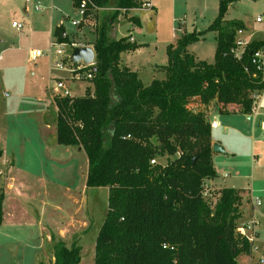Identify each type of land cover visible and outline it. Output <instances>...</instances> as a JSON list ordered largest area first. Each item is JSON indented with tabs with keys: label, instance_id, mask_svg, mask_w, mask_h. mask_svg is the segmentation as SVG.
I'll return each instance as SVG.
<instances>
[{
	"label": "trees",
	"instance_id": "16d2710c",
	"mask_svg": "<svg viewBox=\"0 0 264 264\" xmlns=\"http://www.w3.org/2000/svg\"><path fill=\"white\" fill-rule=\"evenodd\" d=\"M82 1L73 3L78 7ZM91 1L98 11L114 9L99 16L96 26L89 79L93 88L87 87L82 96L53 99L58 143L85 150L87 187H107L109 192L94 264H240L238 258L251 253L252 243L236 228L244 220L245 206L252 214L251 198L247 190L233 187L216 190L214 203L203 197L202 184L217 173L212 127L200 104L216 100L223 112L230 103L251 111L254 96L264 89L251 52L264 46V38L250 41L241 58L236 57V33L245 25L227 14L239 0H220L207 30L217 32L215 61L199 59L189 49L207 31L183 29L167 45L164 77L145 84L136 71L120 64L122 52L141 45L128 36H111L120 11L141 7L144 0ZM93 9L89 5L85 16ZM130 19L140 25L138 17ZM64 31L60 25L53 34L69 43ZM159 156L167 162L152 164ZM4 197L0 191V223ZM52 240V264H81L80 245Z\"/></svg>",
	"mask_w": 264,
	"mask_h": 264
},
{
	"label": "rangeland",
	"instance_id": "374dc122",
	"mask_svg": "<svg viewBox=\"0 0 264 264\" xmlns=\"http://www.w3.org/2000/svg\"><path fill=\"white\" fill-rule=\"evenodd\" d=\"M219 2L177 0L176 22L172 19L168 4L162 11L159 10L158 21L145 20V34L139 35L138 39L150 45L151 52L158 47L157 61L167 62L165 45L168 40L174 41L171 36L173 29L179 35L180 30L185 29L180 27L181 22H186L188 30L197 28V31H207L218 15ZM37 4L44 9L36 10ZM135 11H120L113 23L112 38H121L129 33V26L134 23L130 17L135 16ZM112 12L114 9H93L83 19L73 0H0V148L5 151L6 160L0 167V191L5 196L4 220L0 223V264H52L54 242L46 241L47 237L55 235L58 239L60 231L65 228L69 230L67 235L71 241L73 232L84 229L83 222H89L91 228L78 243L82 246V264H94L96 233L108 211L109 192L106 187H87L88 157L85 150L58 143L53 100V95H57L54 92L57 78H62L71 95L76 96L84 95L85 89L93 88V84L85 78L71 79L67 70L56 68V60L65 63L68 59L55 53L62 42L50 33L49 24L51 16L56 21L55 27L60 21L63 24L64 33L70 39L69 43L64 42L68 54L73 43L92 42L96 38L100 17ZM258 15L264 20V0H239L229 7L227 18L247 23L253 33L251 39H259L264 34V22L254 24ZM73 20H81L82 23L75 25ZM14 21L22 23L24 28L17 30L12 25ZM156 26L158 32L153 30ZM140 29L132 30L135 36ZM215 36V31H207L204 39L191 44L190 51L201 59L214 62ZM51 46L53 53H45L35 61L30 60L31 49L46 51ZM138 57L140 62L145 60L144 54ZM159 76L161 74L155 77ZM148 77L149 72H143V81ZM240 161L251 175L250 161L247 159V164L243 158ZM156 162L166 163L167 157L159 156ZM226 163L216 161L221 172L224 167L227 172L225 176L231 171L226 183L244 185L249 176L242 177V181L237 180L240 178L230 166L222 167ZM259 180L262 182L259 185L262 193L255 195L261 196L264 202V195H261L264 192V179ZM258 210H262V207ZM261 217L264 216L260 215L262 223ZM261 241L264 242V234L255 242L259 249L254 257L250 259L241 255L240 263L251 264L252 260V264H264V261H259V257L264 255Z\"/></svg>",
	"mask_w": 264,
	"mask_h": 264
},
{
	"label": "crops",
	"instance_id": "0c3cea01",
	"mask_svg": "<svg viewBox=\"0 0 264 264\" xmlns=\"http://www.w3.org/2000/svg\"><path fill=\"white\" fill-rule=\"evenodd\" d=\"M151 3H152L151 9H148V10L135 9L137 11L133 12V14L139 18L140 25H135L133 23L132 26H129V29H130L129 33L123 34L121 36V37H124L125 35H128V37H129L128 39L130 42H135V43H138L141 45L136 50L122 52L120 64L122 66L129 67L133 71H136L142 81H143V79H142L143 72H149V77L146 79V81H143V83H145V84L150 83L154 78H156L155 76H158L159 74H161V76H159L158 78H163L164 72L162 71L161 67L166 65L168 62V57H167V62L166 61H159L158 62L157 58H156V52H157L156 50L158 47H156V50H153L151 52L150 45H145L144 42H142L141 40L138 39L139 35L145 34V32H144V29H145L144 24L146 23L145 20L153 22V21H155V19H157V21H158L159 12L162 11V9H164V6H167L168 4H169L168 8H171L172 19L174 18L175 22L177 20V17H175V16H177L176 8H175V4L177 3V0H151ZM43 9H44V7L42 6V10ZM238 20H240V19H238ZM255 21H256V19H255ZM55 22L56 21H55L54 17L51 16L49 28H50V33L52 35H54L53 32L55 29ZM60 22L56 25V27L63 25ZM263 22H264V20H261L260 22L256 21V23H254V24L255 25H261ZM81 23H80V25H81ZM254 24H252V25H254ZM244 25H245V28H244L245 37L250 41L255 40V39H251V37H250V36H252L253 33L251 32L252 30L248 27V24L244 23ZM180 27H184L185 30L191 31V30H188L186 28V22H181ZM23 28H24V25H23ZM136 28H139V29L141 28L140 30L137 31V36H135L134 33L132 32V30L136 29ZM179 29H181V28H179ZM153 30H154V32L155 31L158 32L157 26ZM263 31H264V29H263ZM117 33H118V31H117ZM180 33H181V30H180ZM179 35L176 34L175 28H174L173 32L171 34L174 41L177 39V37ZM216 36H217V32H216ZM262 38H264V34L261 38H259L257 40H260ZM116 39H119V38H116ZM94 40H91L92 42H90V43H77V44H78V46L94 47V45H93ZM170 43H172V41L168 40L166 45H165L166 46V52H167V45ZM215 50H216V48H215ZM145 53H147L148 56ZM142 54L145 55V60L143 62H140L138 59L139 58L138 56H140ZM199 59H201V58H199ZM85 91H86V89H85ZM259 94H260V97L258 99V103H259L260 109H259L258 113H252L251 111L249 113H246L243 111L241 105L236 104V103L228 104L226 106L227 111L223 112L221 110V107H223V105L221 103H218L216 100H213L209 104H206V105L202 104V103L200 104V102L198 104H196V105L200 104L201 108H203L205 110V112L208 116V119L210 121V124L212 122L216 123V126L212 127V133H211L212 143L213 144L218 143L219 146H221L223 148V151H219V152L213 151V155H212L213 165H214V168L216 170L217 176L215 178L206 180L207 185L214 190H219V189L224 188V187H233V188H237V189H244V190L248 191L250 198L252 196H256L255 194L257 192L262 193V191L260 190L261 188L259 187V185H261L262 182L259 179H264V89ZM54 96L55 95H53V97ZM56 113H57V107H56ZM79 150H81V148H79ZM4 155H5V151L3 150V155L0 157V167L3 163H6V162H4V161H6L4 159ZM239 156H240V158H239ZM241 158H243V160L245 161V164H247V159L250 161L251 169H252L251 175L247 171H245L246 168L241 163V161H240ZM216 161H227V163L225 165H222V167L223 166H230L232 168V171L234 172V174L238 178H240L237 180L242 181V177L247 178L249 176V178H247L244 185H236V184L228 185L226 183V177L231 176L230 175L231 171L228 172V176H225V174L227 172L225 171L224 167H223V170L221 172L219 169L220 166L218 164H216ZM238 163L240 164V166H237ZM236 166H237V171H236ZM93 188L100 189L101 187H93ZM261 195H264V192ZM250 206H251V204H250ZM3 208H4V203H3ZM248 209H249V206L248 205L245 206V213L246 214H245L244 220L247 219L249 216ZM4 213H5V210H4ZM261 218H262V227L260 229V235H259L260 239H261L262 234H264V217H261ZM101 225H100V227H101ZM82 227L84 229L80 232L77 231L78 233L75 231V228L73 229V231H75V232H73L71 241L67 235V234H69L68 233L69 230L65 229V228L62 229L60 231V236H58V240H63L68 246H70L72 243L78 244L81 237L88 231L89 228H91V224L89 222H83ZM100 227L98 228V232H99ZM98 232L96 234H98ZM53 237H56V236L54 235ZM53 237H47L46 241H51ZM96 237H97V235H96ZM56 239H57V237H56ZM261 244H264V242L261 241ZM81 248H82V246H81ZM94 253H95V251H94ZM254 254H255V252H252V253L246 255V257H250V259H252V257H254ZM246 257L243 256V258H246ZM53 259H54V257H53ZM238 261H239V263L241 262V260L239 258H238ZM251 261L252 260H250V263L252 264ZM81 264H82V260H81ZM240 264H243V263H240Z\"/></svg>",
	"mask_w": 264,
	"mask_h": 264
},
{
	"label": "built area",
	"instance_id": "2783aa9c",
	"mask_svg": "<svg viewBox=\"0 0 264 264\" xmlns=\"http://www.w3.org/2000/svg\"><path fill=\"white\" fill-rule=\"evenodd\" d=\"M92 5L94 9L96 8V5L93 4L91 0H83L81 4L78 6L79 12L84 19L85 17V11L86 8ZM152 8L151 0H144V3L141 7L133 8V9H142V10H148ZM36 10H42V6L40 4L35 6ZM123 11H125L123 9ZM263 20V17L258 15L256 17V21L260 22ZM82 21L81 20H73V23L75 25H80ZM13 27H15L17 30L23 29V24L14 21L12 23ZM132 40V39H131ZM236 46L234 48V52L236 57L241 58L243 52L246 50L248 44L250 43V40H248L244 35V29L237 30L236 33ZM54 44V43H52ZM77 43H73L72 46H68L70 49L67 54V50L65 49V43H60L55 51L57 55H65L68 59V62L74 66L72 68L68 62L62 63L60 60L55 61L56 68H62L67 70L71 74V79H91L92 78V66L95 64V60L93 63L85 64L84 62H78L73 63L70 59L71 52L73 48L77 47ZM45 53H53L52 46L46 50L42 51L41 49H32L29 53V58L31 61H35L41 56H43ZM2 60V57L0 56V61ZM251 62L253 66L255 67L256 72L262 74V78L264 80V46L261 48H258L256 50H253L251 52ZM54 92H57V95L67 96L71 95V92L66 84V82L61 78H57L56 85L54 87ZM260 97V94H256L254 96V101L251 106V112L252 113H258L260 106L258 103V99ZM216 123L212 122L211 127H215ZM156 162L155 159L151 161L152 164ZM216 190L210 188L206 182L202 184V195L205 199H207L209 202H216L218 199V195L215 193ZM251 204L253 208L252 214L248 216L247 219L243 220L238 227L236 228V233L240 236L248 238L252 243L251 253L258 252V246L255 245L256 240L259 238L260 235V229H261V219L260 215L264 216V202L261 196H252L251 197ZM259 207H262V210H258ZM260 214V215H259ZM259 261H264V255H261L259 257Z\"/></svg>",
	"mask_w": 264,
	"mask_h": 264
},
{
	"label": "water",
	"instance_id": "95a60500",
	"mask_svg": "<svg viewBox=\"0 0 264 264\" xmlns=\"http://www.w3.org/2000/svg\"><path fill=\"white\" fill-rule=\"evenodd\" d=\"M70 59L73 63L81 61L85 64L93 63L95 60V48L91 46H77L73 48ZM213 151H223V148L218 143H214Z\"/></svg>",
	"mask_w": 264,
	"mask_h": 264
}]
</instances>
